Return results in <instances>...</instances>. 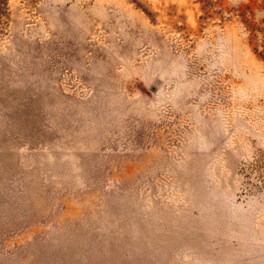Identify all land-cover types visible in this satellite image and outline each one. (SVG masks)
<instances>
[{
	"label": "rangeland",
	"instance_id": "obj_1",
	"mask_svg": "<svg viewBox=\"0 0 264 264\" xmlns=\"http://www.w3.org/2000/svg\"><path fill=\"white\" fill-rule=\"evenodd\" d=\"M0 264H264V0H0Z\"/></svg>",
	"mask_w": 264,
	"mask_h": 264
}]
</instances>
